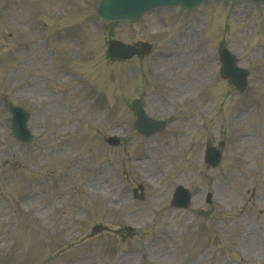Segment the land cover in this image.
<instances>
[{
  "label": "rangeland",
  "instance_id": "1",
  "mask_svg": "<svg viewBox=\"0 0 264 264\" xmlns=\"http://www.w3.org/2000/svg\"><path fill=\"white\" fill-rule=\"evenodd\" d=\"M96 2L0 0V264H264V6L218 0L131 25L98 24ZM111 38L165 56L156 72L110 61ZM221 43L252 70L243 92L218 74ZM160 85L153 117L198 86L209 104H179L195 115L143 139L129 101ZM6 99L31 113L27 146L11 136ZM221 140L210 168L202 147ZM180 183L195 193L185 210L169 206Z\"/></svg>",
  "mask_w": 264,
  "mask_h": 264
},
{
  "label": "water",
  "instance_id": "2",
  "mask_svg": "<svg viewBox=\"0 0 264 264\" xmlns=\"http://www.w3.org/2000/svg\"><path fill=\"white\" fill-rule=\"evenodd\" d=\"M202 1L204 0H99L97 3L96 12L98 18L101 21H110V22L136 21L140 18L141 14L144 11L150 10L155 6L180 4L183 7L194 8ZM112 47L117 48V50L119 49L120 50V52L118 51L119 54H121L122 52H127V49H124L123 45L116 43L115 41H112L110 43L111 54H118L117 51H115ZM129 54H131V52ZM238 73L243 79H242V84L238 83L237 86L240 89H243L245 74L242 72H238ZM6 104L8 110L12 114L11 122L15 137L17 135H20L21 138H23V136L25 135H27V137L30 136L25 126V120H26L25 118L27 117V112L23 108L14 106L10 102H7ZM136 112L140 117L139 123L141 124L139 125L141 127H144V129H151L154 126L157 127V122L147 119L143 115V112L141 110ZM160 124L161 123H159V126ZM23 140L25 141L26 138ZM209 158L212 160V163L215 165L219 160V154H216L215 157H212V153H210Z\"/></svg>",
  "mask_w": 264,
  "mask_h": 264
}]
</instances>
